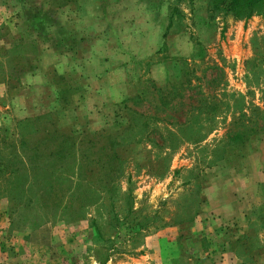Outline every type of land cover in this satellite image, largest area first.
I'll use <instances>...</instances> for the list:
<instances>
[{
	"label": "rangeland",
	"instance_id": "obj_1",
	"mask_svg": "<svg viewBox=\"0 0 264 264\" xmlns=\"http://www.w3.org/2000/svg\"><path fill=\"white\" fill-rule=\"evenodd\" d=\"M54 4L0 0V138L48 112L78 138L54 193L0 195V264H264V11Z\"/></svg>",
	"mask_w": 264,
	"mask_h": 264
},
{
	"label": "trees",
	"instance_id": "obj_2",
	"mask_svg": "<svg viewBox=\"0 0 264 264\" xmlns=\"http://www.w3.org/2000/svg\"><path fill=\"white\" fill-rule=\"evenodd\" d=\"M74 1L76 0H55L53 6L63 7ZM207 2L211 17H215L218 13H223L225 15L231 14L237 19H249L264 11V0H207ZM179 13H181L180 7L178 5L174 6L169 16V27L173 24L174 16ZM19 70L18 67L14 68V71L18 72ZM8 82L14 87L17 86V82L15 83L13 79ZM51 115L48 112L27 117L19 121V127L23 128L20 133L19 131H14L9 135L2 134L0 138V184L5 182L4 184L11 186V189L0 191V195L8 194L11 202L15 204L25 200L27 197L29 198L26 202H31V189L36 187H40L43 192H46L45 195H51L55 192L56 185L60 184V179H64L67 173L65 172L66 164H64V161L72 157L78 138L72 132L69 133L57 127L56 123L48 127L41 125V128L34 124L49 120L48 118ZM241 116H245V113ZM252 124L251 129L254 133L264 132L263 126H259L256 121L252 122ZM0 129L4 133L8 131L7 126ZM38 133H42V136L34 137ZM248 136L247 129L237 132L230 138L231 142L225 145V147L230 146V150H227V152H232L234 156H240L239 149L242 150L248 146ZM6 151L8 156L4 154ZM111 157L112 161H106L104 165L114 164L118 160L120 162V157L116 152ZM225 160L228 161V158L226 157ZM54 163L60 164L53 166L55 165ZM75 165H77L76 160L72 166L74 167ZM26 185H28L27 188H25ZM20 186L24 187L18 188ZM258 218L264 224V204L260 206ZM243 240L238 238L234 243Z\"/></svg>",
	"mask_w": 264,
	"mask_h": 264
},
{
	"label": "crops",
	"instance_id": "obj_3",
	"mask_svg": "<svg viewBox=\"0 0 264 264\" xmlns=\"http://www.w3.org/2000/svg\"><path fill=\"white\" fill-rule=\"evenodd\" d=\"M1 88V87H0Z\"/></svg>",
	"mask_w": 264,
	"mask_h": 264
}]
</instances>
